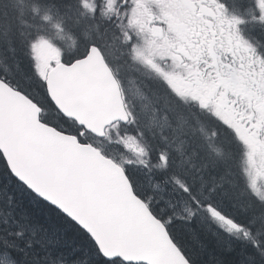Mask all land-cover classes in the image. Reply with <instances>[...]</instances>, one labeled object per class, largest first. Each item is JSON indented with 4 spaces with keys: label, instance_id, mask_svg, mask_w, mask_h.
<instances>
[{
    "label": "snow or ice",
    "instance_id": "6c2138e0",
    "mask_svg": "<svg viewBox=\"0 0 264 264\" xmlns=\"http://www.w3.org/2000/svg\"><path fill=\"white\" fill-rule=\"evenodd\" d=\"M0 264H264V0H0Z\"/></svg>",
    "mask_w": 264,
    "mask_h": 264
}]
</instances>
